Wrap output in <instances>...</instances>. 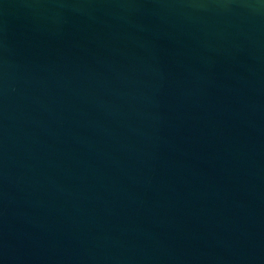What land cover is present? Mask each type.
<instances>
[{
	"label": "water",
	"instance_id": "obj_1",
	"mask_svg": "<svg viewBox=\"0 0 264 264\" xmlns=\"http://www.w3.org/2000/svg\"><path fill=\"white\" fill-rule=\"evenodd\" d=\"M0 264H264V0H0Z\"/></svg>",
	"mask_w": 264,
	"mask_h": 264
}]
</instances>
